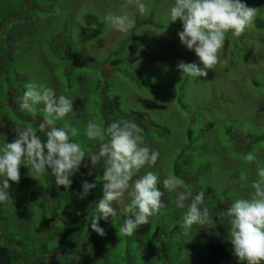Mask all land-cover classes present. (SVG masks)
I'll return each mask as SVG.
<instances>
[{
    "label": "rangeland",
    "instance_id": "obj_1",
    "mask_svg": "<svg viewBox=\"0 0 264 264\" xmlns=\"http://www.w3.org/2000/svg\"><path fill=\"white\" fill-rule=\"evenodd\" d=\"M241 2L258 9L254 25L238 38L228 35L220 63L213 68L214 78L202 81L182 76L177 69L179 61H199L179 41L181 22H170L174 0H143L147 5L143 14L129 6L135 27L126 34L112 29L105 19L110 13L120 14L125 0H0V80L6 83L10 78L9 83L18 88L16 94L10 91L9 98L5 91L0 93V144L12 142L15 129L21 127L31 126L39 132L43 113L32 116L21 111L18 100L24 85L35 82L53 88L57 96L68 95L73 103L83 101L82 108L75 106V114L57 126L79 129L80 134L70 139L80 143L86 154L97 152L100 143L84 135L86 124L91 119L105 127L112 123V115L106 119L100 110L113 97L118 98L119 109L143 114L140 128L145 143L160 153L156 164L141 169L139 175L148 171L158 175L165 206L143 231L141 226L126 237L119 230L127 214L122 205L114 204L117 215L100 219L104 235L98 244L108 254L97 257L94 264H194L209 237L232 251L228 221L218 219L217 213L237 199L248 198L258 165L264 167V0ZM87 15L96 21L86 20ZM113 59L120 62L113 65ZM115 121H133L139 126L126 114H118ZM248 153L256 157L251 164L244 162ZM89 160L86 156L82 166L92 172ZM28 167L20 166L18 184L9 182L7 203H12L18 220L27 217L29 209L32 215L40 211L27 200L28 193L46 185V176L37 178ZM169 173L182 179V189H191L193 195L204 190L201 207H208L214 224L194 225L189 235L182 234L186 208H178L176 193L163 188ZM94 175V180L102 179L103 164L94 167ZM94 184L92 206L86 197L79 201L85 203L87 218L96 215L87 211L97 212L103 198L101 185ZM39 220L37 214L31 225L36 227ZM30 228L23 236L29 234V246L41 250ZM37 234L41 243L55 238L53 232ZM20 238L21 234L15 237ZM43 258L60 259L52 253Z\"/></svg>",
    "mask_w": 264,
    "mask_h": 264
},
{
    "label": "clouds",
    "instance_id": "obj_2",
    "mask_svg": "<svg viewBox=\"0 0 264 264\" xmlns=\"http://www.w3.org/2000/svg\"><path fill=\"white\" fill-rule=\"evenodd\" d=\"M129 6H134L141 14L147 11L143 0H125L120 14L110 13L105 17L111 28L119 33L126 34L135 27ZM257 11L241 0H174L169 11L170 22H181L182 30L177 34L179 41L194 52L199 61V64L179 61L177 69L182 76L207 77L208 71L220 63V52L228 35L238 38L251 28ZM24 88L19 98L21 111L32 116L40 111L43 118L38 125L39 132L31 126L21 127L15 129L12 142L0 144V204L10 199L9 182L19 183L21 165L27 164L37 178L50 173L55 184L67 190L72 184L70 177L88 156L93 167L103 162V198L96 208L99 215L91 219L92 232L104 235L98 222L117 215L114 204L122 205L127 214L119 230L124 236H133L139 227L149 224L150 218L165 205L162 202L164 192L158 187V175L152 171L139 175L141 169L154 166L160 156L146 145L143 130L133 121H113L105 127L91 119L84 135L100 143L97 152L86 154L80 143L70 139L80 134L79 129L57 126L58 121L75 114L73 100L66 94L57 96L55 90L44 83L27 82ZM39 133L46 139H41ZM255 160L252 153L244 156L245 163ZM162 184L168 193H176V206L186 208L181 225L183 235H189L194 225L214 224L208 207H201L205 200L203 189L195 195L187 187L182 189L184 181L174 173H169ZM94 187L95 184L83 182L78 197L83 199ZM251 187L253 191L248 198L237 199L217 213L218 219L228 221L229 242L238 264H264V167L258 165Z\"/></svg>",
    "mask_w": 264,
    "mask_h": 264
},
{
    "label": "trees",
    "instance_id": "obj_3",
    "mask_svg": "<svg viewBox=\"0 0 264 264\" xmlns=\"http://www.w3.org/2000/svg\"><path fill=\"white\" fill-rule=\"evenodd\" d=\"M85 18L86 20L91 19L96 21V17H92L91 15H87ZM147 22L148 21H142L144 24ZM99 35L100 33H97L96 37ZM136 59L137 58L134 60ZM119 62L120 59H113L111 61L113 65H117ZM214 76L215 71L211 69L208 71L207 77H198V79L202 81L212 80ZM16 78H18V75H16ZM9 80H7L6 83H4L3 79L0 80V93L1 91H5L8 98L10 91H13V93L18 92L17 86L15 87L14 84H12L13 87L9 83ZM20 97H22V91L19 94V98ZM1 103L0 100V104ZM73 107L79 110L83 107V101L76 100L73 103ZM17 109L19 110V108ZM100 112L106 119H109V115H112L114 121L118 114H121V116L122 114H126L138 122L139 127L143 117V114L140 112L119 109L117 97H113L107 103H104ZM38 135L41 136V139H46L43 133H39ZM97 146L99 148V144H97ZM88 162V167H91L93 171L84 170L81 164L79 170L70 177L72 184L67 190L63 186H57L54 177L50 173L45 174L46 185L38 190L30 189L28 193L27 200L32 202L36 208L40 210L37 211L35 215H32L33 209H29L28 216H23L21 220H18V216L15 214L14 209H11L10 204L12 203L6 202L0 204V229L3 231L0 232V264H94L98 262L96 261L97 257L108 254L104 245L99 246L100 235L91 230L92 215L90 216L91 218H87L83 209L85 203L79 204L81 199L77 195V193L82 192V183L85 181L89 184L97 183L101 185L103 189V180H94L96 178V175H94V167L90 160ZM100 164H103V162ZM98 175L100 176V172H98ZM23 182H27V179L23 178ZM93 190L91 189L85 196L88 204L91 206L93 198L90 193ZM70 202H72L75 207H69ZM49 203L52 204L51 210L48 209ZM63 205H67L69 208ZM24 211L25 210L22 211V214ZM87 212L90 214L95 213L97 216L99 215V213L95 212V209H88ZM37 214L40 220L37 226L33 227L31 223L35 221ZM73 216H76V219L73 218ZM98 226L100 228L102 226L100 220ZM30 227H32L34 242L36 244H42L41 250L29 246V234L23 236V233L31 231ZM141 229L143 231L144 226ZM40 232H46L47 234L53 232L55 238L54 240H46L41 243V240H38L37 237V233ZM17 234H21L19 240L15 239ZM3 239H5L6 242H4ZM85 247H87L89 251L88 249L85 251ZM143 247H147V245ZM195 247L197 248L196 245ZM50 253L59 255L60 259L53 260L51 258L47 260L43 258L44 254ZM145 255L147 254H143V256ZM198 257L199 261H193L194 264H238L232 251L220 242L213 240L211 237L208 238L205 247L198 251Z\"/></svg>",
    "mask_w": 264,
    "mask_h": 264
}]
</instances>
